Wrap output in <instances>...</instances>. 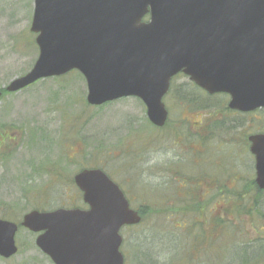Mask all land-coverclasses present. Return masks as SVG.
I'll return each instance as SVG.
<instances>
[{
    "label": "rangeland",
    "instance_id": "1",
    "mask_svg": "<svg viewBox=\"0 0 264 264\" xmlns=\"http://www.w3.org/2000/svg\"><path fill=\"white\" fill-rule=\"evenodd\" d=\"M32 12L33 0H0V90L38 55ZM180 86L199 92V104L172 97ZM170 89L161 128L135 97L89 105L85 79L74 71L2 92L0 215L20 221L32 209L86 207L73 176L97 166L144 212L120 230L124 264H192L183 261L191 253L193 264H232L264 243V190L247 183L254 178L247 136L264 133V110L231 111L227 97L207 98L184 74ZM241 190L243 197L234 195ZM16 239L19 253L0 264H46L33 234L19 229Z\"/></svg>",
    "mask_w": 264,
    "mask_h": 264
},
{
    "label": "water",
    "instance_id": "2",
    "mask_svg": "<svg viewBox=\"0 0 264 264\" xmlns=\"http://www.w3.org/2000/svg\"><path fill=\"white\" fill-rule=\"evenodd\" d=\"M30 31L38 56L6 86L78 70L86 101L139 98L162 126L171 78L184 73L208 93H227L239 111L264 107V0H33ZM148 15L147 20H144ZM1 96V92H0ZM255 183L264 189V134L248 136ZM88 209L31 210L22 225L42 231L36 245L55 264H123L119 229L141 220L100 168L73 176ZM16 225L0 219V255L17 250Z\"/></svg>",
    "mask_w": 264,
    "mask_h": 264
},
{
    "label": "trees",
    "instance_id": "3",
    "mask_svg": "<svg viewBox=\"0 0 264 264\" xmlns=\"http://www.w3.org/2000/svg\"><path fill=\"white\" fill-rule=\"evenodd\" d=\"M44 80H46V79H44ZM44 80H43V81H44ZM170 88H171V87H170ZM3 92L5 93L6 91H3ZM171 92H172V90L170 89L168 94H170ZM195 92H197V91H195ZM195 92L192 93V88H191V86L187 87V89H185V87L180 86L179 88H177V89L175 90V92L173 91L172 97H174L175 99L177 98V99L179 100V102H181V103H185V104H187L188 101H190V102H198V104H199V101H200V94H199V92H197V93H195ZM205 96H206L207 98H209V97H211L212 95H209V94H206V93H205ZM177 99H176V100H177ZM106 104H108V103H106ZM109 104H110V103H109ZM217 123H218V122H217ZM245 181H246V180H245ZM245 181H244L243 183H245ZM247 183H250V186H251L253 189L256 190V193H257V194H258L259 192H260V193H261V192L263 193V190H262V189H259V188L255 185V182H254L253 178H249ZM245 185H246V184H244V186H245ZM211 190H213V189H211ZM216 190H217L218 192L221 191V189H220L219 187H217ZM243 194H245V193L241 190V192H238V193H236V194H234V195L237 196V197H238V196L243 197ZM235 196H234V197H235ZM194 203H198V202H194ZM140 214L143 216L144 212H142V213L140 212ZM218 223H219V221H218ZM192 247H194L193 244H192ZM239 249H240V248H239ZM251 249H252V250H250L249 252H248V251H246V252H242V253L239 252V254H240V258H237V259L235 260V262L232 263V264H243L244 262H249L250 260H252V258L255 259L254 262H251V263H245V264H255V263H256V264H264V243H259V242L252 243ZM184 254H185V256H186V254H188V251L185 252ZM193 259H194V258H192V253H191L190 258H188V259H186L185 257H183V261H184V262H188V261H190L192 264H193Z\"/></svg>",
    "mask_w": 264,
    "mask_h": 264
},
{
    "label": "flooded vegetation",
    "instance_id": "4",
    "mask_svg": "<svg viewBox=\"0 0 264 264\" xmlns=\"http://www.w3.org/2000/svg\"><path fill=\"white\" fill-rule=\"evenodd\" d=\"M194 86H195V85H194ZM195 87H197V86H195ZM197 88H198V87H197ZM198 89H200L202 92H205V91L202 90L201 88H198ZM205 93H206V92H205ZM257 110H264V107H263V108L256 109V110H254V111H249V112H240V111H239V113H241V115H244V114L249 115L250 113H252V112H256ZM231 111H232V110H231ZM234 112H236V111H234ZM198 124H200V123H198ZM208 139H210V138H207L206 141H207ZM204 141H205V140H204ZM192 146H193V145H192ZM204 195H205V194H204ZM25 214H26V213H25ZM25 214H24V215H25ZM24 215H23V216H24ZM23 216H22V218H21L20 221H13V220H10L9 218L5 217V216L0 215V219H3V220H9V221L13 222V223L16 225V231H15V234H14V240H15V245H16V247H17L16 252H15L14 254H12L11 256H9V257H4V256H1V255H0V261H3V262H5V261H9V259H11V258H12L14 255H16L17 253H19V251H20V247H19L18 241H17V239H16V233H17V231H18L19 229H25V230H27L29 233H31V234L34 235V244H35L36 248L39 250V252L41 253L42 257L44 258L45 263H46V264H55V262H53V260H52V259H51L46 253H44V252H43V251H42V250L36 245V238H37L38 235L42 234V231H39V232H33V231L29 230L28 228H26L25 226H23V225H22ZM122 243H123V238H122ZM121 247H122V244H121L120 248H121ZM19 264H42V263H41V261L38 262V261H36V260H34V259H25L24 261L20 262Z\"/></svg>",
    "mask_w": 264,
    "mask_h": 264
}]
</instances>
